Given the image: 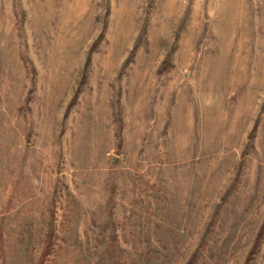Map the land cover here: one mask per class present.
Listing matches in <instances>:
<instances>
[{
    "label": "rangeland",
    "instance_id": "1",
    "mask_svg": "<svg viewBox=\"0 0 264 264\" xmlns=\"http://www.w3.org/2000/svg\"><path fill=\"white\" fill-rule=\"evenodd\" d=\"M0 264H264V0H0Z\"/></svg>",
    "mask_w": 264,
    "mask_h": 264
}]
</instances>
